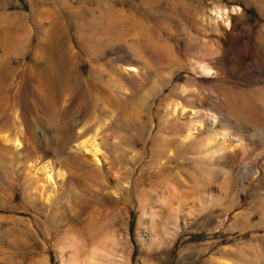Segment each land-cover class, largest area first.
<instances>
[{
  "label": "rangeland",
  "instance_id": "374dc122",
  "mask_svg": "<svg viewBox=\"0 0 264 264\" xmlns=\"http://www.w3.org/2000/svg\"><path fill=\"white\" fill-rule=\"evenodd\" d=\"M204 63L264 87V0H0V208L22 206L0 209V264H264V116L248 100L228 109ZM158 65L176 77L160 96L177 140L163 156L156 129L135 146L113 119ZM61 69L111 102L96 92L78 110L79 92L54 105L42 82ZM160 165L176 191L163 173L138 184ZM93 166L97 183L73 184Z\"/></svg>",
  "mask_w": 264,
  "mask_h": 264
},
{
  "label": "bare ground",
  "instance_id": "6f19581e",
  "mask_svg": "<svg viewBox=\"0 0 264 264\" xmlns=\"http://www.w3.org/2000/svg\"><path fill=\"white\" fill-rule=\"evenodd\" d=\"M110 27H111V25H110ZM206 53H208V52H206ZM162 56H163V54H162ZM204 57H205V55H204ZM170 61L171 60H169V62ZM169 62H165V63L167 64ZM171 62H173V61H171ZM205 63L200 65L201 71L206 75L204 77L202 76L201 78H205L207 80H209L208 78H215V79H212L209 81H214L213 86L216 89V91L219 92V94H222L225 96L224 103L228 109L232 110L236 106H238L240 102L243 103L244 101L248 100L251 103H253V105L256 107L257 111L262 116H264V87L244 89L241 86L237 85L235 82L225 79L226 77L225 78H220V77L218 78L217 76L215 77L213 69ZM161 69H164V67L161 68L160 65L148 67L147 69H145L147 71L144 72L143 75H141L142 77L139 79V81H136L135 83L129 84L127 87V94L125 93L126 94L125 95V101L121 105H120V102H118V104L115 103L116 110H115V115L113 116V119H114L115 124H116V125H114L115 126L114 128H116V126H117L120 129V131L124 130L123 132H126V134L128 133L129 136L131 137L129 139H131V142H133L132 144H134L135 146L146 147V145L149 141L148 136L150 134V131L153 129H156V131H157L156 135L152 139V143H153L152 153L157 155V156L158 155L163 156L164 154H166V152H168V149L170 148V146L175 144V142L177 141L176 139L169 138L167 136V134L172 131L173 125L165 123V121L162 118H158V112L160 109L159 106H160V100H161L160 96L163 94V92L165 90L168 89L171 79L176 78L174 76V74H173V76H171V79L166 78L165 76L162 75ZM53 72L46 71L45 72L46 78H44L42 83L45 87H48V86L52 87V89L54 91L52 103L54 105L59 104L60 101L65 96L68 97L69 102L72 101V98L75 97L74 94H77L79 92L82 94V98H81L82 100L79 101V103L76 107L78 110L83 109L86 106V103L90 100V97L93 96L96 92L98 93V95L100 94V100H102L103 102H108V101L111 102L110 98H111L112 94H111L110 90H107L105 88H101V87H99L98 84H95L92 82L86 83V82L78 81L77 79H76L77 82L75 84H72L68 70L66 71L65 69H61L59 71H56V75L54 76L55 78L53 77ZM166 73L167 72H165L164 74L166 75ZM152 75L154 76V79H155V76L157 77V79H158L157 82L151 80ZM168 94H172V92L171 93L167 92V95ZM74 100L76 102V99H74ZM112 105L114 107V103ZM97 129L95 127H93L92 132L97 134L98 133ZM86 133L87 132H85L83 134H86ZM178 135L179 136L177 137V139L180 141V143H183L189 139V135L183 134L181 129L178 131ZM3 139H4L3 140L4 142L9 141V139H7L6 136H3ZM18 143L19 142H17L16 144H18ZM97 146H98V144L95 141V139L91 140L89 137H86V136L78 142V147H81V148H89L90 147L91 148L90 151L92 152V156L94 158H96L95 156H96V153L98 152ZM179 146H180V144H179ZM168 157H170V156L168 155ZM129 162H131V161H129ZM178 164L179 163L175 162L174 166H177ZM131 165H133V164H131ZM171 168L172 167L170 165H165V166H161L159 168V170L157 169L158 171L157 170L156 171H152V170L148 171L147 170L148 175L146 177H144L141 181H139L140 180L139 179L138 184L143 186L146 179H149V178H151V176H154V175L156 176L157 174L161 175L163 173L162 177L160 179H156V183L162 189L166 190V189H168L169 186H171L176 191L177 189L175 186V184H176L175 182H178V180L173 178L174 183H171L167 178L169 175L167 177L164 176V172L171 169ZM131 169H132V166H131ZM137 170L140 172V174H142V172H143L142 166L136 165L135 171H137ZM96 171H97V169L93 166V167L88 168L87 171H83L82 173H74V175L72 176L73 184L74 185L75 184L87 185V183L85 181H89L90 183H93V184L97 183L99 177H98V174H96ZM135 171H133V172H135ZM59 175L62 176V174H59ZM157 177H159V176H157ZM141 178H142V176H141ZM169 179L171 180V178H169ZM0 180H1V177H0ZM3 182H5V179L3 180ZM3 186H4V184H3ZM7 187H8V185H7ZM1 189H2V187H1ZM40 194L42 195V191L40 192ZM72 197L74 199H78L80 196H77L76 194H74V196H72ZM48 199H49V197L46 200H48ZM11 208H14V209L15 208H22V206L17 205L15 207L10 206V207H5L4 209H1V208L0 209L1 210H7V209H11ZM4 223L9 224L7 219H5ZM83 229H85V228H83Z\"/></svg>",
  "mask_w": 264,
  "mask_h": 264
}]
</instances>
